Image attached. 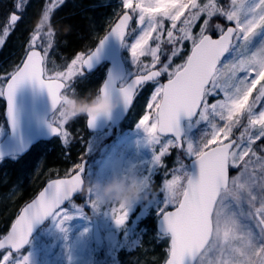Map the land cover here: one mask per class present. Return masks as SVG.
Here are the masks:
<instances>
[{
    "label": "snow or ice",
    "instance_id": "6c2138e0",
    "mask_svg": "<svg viewBox=\"0 0 264 264\" xmlns=\"http://www.w3.org/2000/svg\"><path fill=\"white\" fill-rule=\"evenodd\" d=\"M62 3H46L42 9L45 19L50 20L53 9ZM25 4L26 0H18L17 10L23 11ZM122 7L125 11L95 49L86 56L78 54L66 70L50 71L47 67L54 29L30 33L26 58L0 83V98L6 101L7 134L17 145L11 158L16 159L25 148L14 103L17 89L28 83L46 91L50 116L44 121L45 127L67 147L68 123L57 116L60 98L76 95L73 78L91 69L109 37L127 47L126 29L136 16L140 31L130 45V55L137 72H131L118 86L117 78L109 73L99 90L121 94L123 108L129 111L139 88L147 82L154 85L147 102L149 111L136 125L152 152L140 178L145 186L153 184V174L164 166L162 158L170 155L171 148L182 149L191 161L186 165L177 155L170 178L163 179L156 199L150 202L157 206V242L168 240L164 264H264V0H230L226 6L218 0H122ZM201 17L199 30L194 32ZM214 17L233 26L213 23ZM20 19V15L11 14L0 45ZM212 30L218 38H213ZM150 41H155V46H150ZM164 43L169 50L162 48ZM185 43L189 46L187 54L174 64ZM163 54L167 59L162 61ZM144 56L151 57L150 64H141ZM161 77L166 80L161 81ZM209 97L218 98L210 103ZM181 116L189 130L205 124L210 131L190 139L182 132ZM86 125L91 129L95 121L88 119ZM236 128L241 129L238 136L233 135ZM4 134L0 128V136ZM8 154L0 151V162ZM84 167L83 162L77 163L63 178L49 181L22 208L11 230L0 237V253L8 250L0 255V264H29V256L22 250L33 225L46 218L51 217L57 229L66 233L63 225L72 217L64 213L65 202L83 214L71 198L85 180ZM230 169L238 171L230 175ZM124 178L137 179L134 175ZM65 186L71 188L67 194ZM85 201L93 214L104 208L117 227L126 224L130 208L98 206L91 196ZM244 220H253L255 228ZM14 253L18 255L14 257Z\"/></svg>",
    "mask_w": 264,
    "mask_h": 264
},
{
    "label": "rangeland",
    "instance_id": "374dc122",
    "mask_svg": "<svg viewBox=\"0 0 264 264\" xmlns=\"http://www.w3.org/2000/svg\"><path fill=\"white\" fill-rule=\"evenodd\" d=\"M35 1H38L39 9L41 10L44 7V4L47 3V0ZM49 1L51 3V0ZM65 1L74 4L75 0H63V2ZM94 1L100 3L102 6H108L109 12L108 16L104 17V25L99 32L95 30V33L91 34L89 42L85 46L70 53L68 58H66L67 55L59 47L57 27L50 20L55 31L54 47L50 50L47 62V67L50 71H55L57 69L66 70L67 65L70 64L78 54L86 55L99 38L110 28L115 19L125 11L122 7V0ZM218 3L222 6H226L230 3V0H218ZM60 5L61 4L56 8ZM11 14L12 13L6 15L4 18L7 20V25L9 24ZM22 18L23 16H21V19L15 26L22 23ZM2 21L3 20L0 21V24ZM202 21L203 17L197 22L193 29L194 32L199 30V25ZM216 22H219L224 26L231 24V22H227L221 17H214L213 23ZM167 26L168 22L165 21V27ZM10 29H12V27ZM139 31L140 28L136 24V16H133L126 37L127 47L122 48V58L127 67V78L130 76L131 72L134 73V71L138 70V66L131 63L130 45L139 35ZM41 40H43V37H41ZM149 43L150 46H155V41H150ZM188 47V44L185 43L184 51L180 56L174 58V64L180 63L183 60L184 56L187 54ZM162 48L169 50L170 46L167 43H164ZM161 58L162 61L166 60L167 54H163ZM140 61L141 64H150L151 57H141ZM101 67V69L91 75L85 76V73H83L82 76L78 75L74 77L72 87L74 88L75 81L79 86H82L85 83L90 82L91 79L88 77L94 76L95 78L96 76L95 79L93 78L92 84L94 86L92 93L94 94L96 87L101 83L105 75L106 66L103 65ZM5 70L7 69L4 68L1 71ZM1 74H4L2 77L5 78V75L8 73L1 72ZM153 89L154 85L149 82L139 90L128 117L116 129L108 128L102 133H90L87 135L85 138L84 155L81 158L87 159L84 174L85 180H108L113 176L125 177L128 175H134L137 179H140L145 174L151 161L152 152L150 148L143 143L144 134L136 127V125L142 115L149 111L147 109V102L150 99ZM76 95H79L78 92H76ZM217 98L218 97H209V102H214ZM219 125L222 126L223 122L220 121ZM0 128H3L6 134V129L3 127V123H0ZM67 130L69 132L71 130L76 132L79 129L67 128ZM204 130L210 131L205 124H201L191 130L185 125V135L193 140ZM240 130V128L234 129L233 135L238 136ZM3 136H0V140ZM59 141L60 145H63L61 139H59ZM156 150L158 153L159 146H157ZM177 155H179L180 159L184 161L186 165L189 163L190 160L186 157L182 149L171 148L170 155H166L162 158V164L164 166L159 167L153 174L152 179L154 182L152 187L154 190L159 191L163 179L170 178L169 170L174 167V161L176 160ZM3 162L4 160L0 162V173L3 168L11 169L13 163H15L8 161L3 164ZM39 166L40 165L38 164L37 167ZM73 167L69 170L73 169ZM21 168L22 166L18 169L20 170ZM69 170H67V172ZM237 171V169H230V175L236 174ZM38 172L41 175L40 179L50 177L52 174L53 177L59 176L57 175L58 171L51 170V168L45 170L39 169ZM65 174L63 176H65ZM1 181L4 180L0 177V182ZM15 192L16 190L14 188L10 189L6 196L12 198V196L15 195ZM72 203L75 204L83 214H78L77 209L73 208L72 204L62 207L65 215L72 217L63 225L66 229V233L59 231L56 223L51 219L32 239L28 247L22 250L23 254L29 256V264H162V261L167 255L165 249L168 246V240L165 238L157 242L155 223L158 217L156 215V204H145L143 202L133 204L130 207L126 224L120 228L114 224L110 215L107 214L104 208L98 213L93 214L88 203L85 201L84 195L81 194L76 200L72 201ZM12 205L13 209L18 206L16 203H13ZM12 220L13 219H10L9 223ZM93 220L96 221L100 231V244H96L93 239ZM243 223H247L249 226L255 228L253 220H244ZM6 253L7 251H3L0 255ZM16 255L18 254H13L14 257Z\"/></svg>",
    "mask_w": 264,
    "mask_h": 264
},
{
    "label": "trees",
    "instance_id": "16d2710c",
    "mask_svg": "<svg viewBox=\"0 0 264 264\" xmlns=\"http://www.w3.org/2000/svg\"><path fill=\"white\" fill-rule=\"evenodd\" d=\"M17 2L18 0H0V21L3 20L0 24V36H3V31L8 26L7 20L4 19L6 15L16 12L23 16L22 23L9 29V35L4 38V44L0 45V71L5 68L7 70L1 72L8 73L4 80H0V83H4L9 74L21 64L29 47L30 33L33 32L35 22L42 13L38 1L26 0L23 11L17 10ZM47 3L50 1L47 0ZM108 12V6H102L94 0H75L74 4L65 1L53 10L50 20L57 27L58 44L67 55L66 58L73 51L85 46L95 30L99 32L102 29L104 17L108 16ZM210 34L217 35L216 31H211ZM1 72L0 77L4 75ZM88 78L91 79L90 82L80 85L81 87L75 81L74 89L80 96L92 93L94 90L92 85L94 76ZM0 123H3L2 110H0ZM69 133L67 147L64 144L60 145L57 138L37 144L21 158L4 160L3 164L8 161L15 163L11 169L3 168L0 173V177L4 180L0 182V237L6 232L11 223H9L10 219L15 217L20 207L36 194L46 180L53 178L52 174L50 177L40 179L39 169L51 168L58 171L57 175L63 176L84 155L85 138L88 133L82 129L76 132L71 130ZM38 164L39 167H37ZM20 166L22 168L19 170ZM13 188L16 190L15 195L12 198L7 197L9 190ZM12 202L18 205L17 208L13 209Z\"/></svg>",
    "mask_w": 264,
    "mask_h": 264
},
{
    "label": "water",
    "instance_id": "95a60500",
    "mask_svg": "<svg viewBox=\"0 0 264 264\" xmlns=\"http://www.w3.org/2000/svg\"><path fill=\"white\" fill-rule=\"evenodd\" d=\"M117 20H118V18L116 19V21L113 23L112 26L115 25ZM130 23H131V20L129 22V26H130ZM228 26H232V25H228ZM111 27H110V29H111ZM110 29L105 33V35H107L109 33ZM128 30H129V27L126 29V36L128 34ZM213 38H218V36L213 37ZM98 43H99V41H98ZM98 43L95 45V47L98 45ZM95 47L92 49V51L95 49ZM121 52H122V47H121L120 42L115 40L112 37H109L105 41L104 47L99 54V58L93 62L91 69H84V72L87 74H90V73L94 72L102 63L106 62V63H108L109 66H108V69H107V72H106V75H105V78H104V81L102 84H104L106 82V80L108 79L109 73H111L114 78H117V86H118L120 82L124 81V79L126 78V74H127L125 64L122 60ZM25 58H26V55H25L24 59ZM132 78L134 79L135 77L133 76ZM4 102H5L4 118H5L6 124H7L6 101L4 100ZM14 103H15L17 112L19 114L20 129H21V134H22L24 144H25L24 150L20 153H17L16 156L22 157V156L26 155L31 150V148L36 143H38L39 141H47V140H50L51 138L54 137V136L49 134V132H48V130L44 124V121H46L50 116V102H49L46 91L41 90V89H37L35 87V85H30L28 83H25L24 85L20 86L17 89L15 96H14ZM130 107H131V105H130ZM128 112L129 111H125L123 107L117 108L114 112H112L109 115V117L98 118L97 121L95 122V126L91 129L88 128V130L91 132H101V131L105 130V128L108 126V124H111L112 127L114 128L124 120V118L127 116ZM179 122H180L182 132L185 135V124L187 123V121L185 120V118L183 116H181ZM7 128H8V125H7ZM16 146H17L16 142L13 139H11L8 134H6L2 138V140L0 141V151L9 153L8 155L5 156V158L11 157L12 149L15 148ZM81 162H83L85 165V167H84V173H85L87 161L83 160ZM190 162L191 161H189L188 164H190ZM193 174H195L194 169H193ZM57 178H63V177H57ZM57 178H53V179L46 181L42 185V187L39 189V191L36 193V195L27 203H30L39 194V192L42 191L47 186V183L49 181L57 179ZM79 195H80V193L74 195L71 198V200H73L75 197H77ZM67 203L68 202H65L62 205V207L65 206ZM26 204L24 206H26ZM22 208L20 209V211L18 212V214L14 218L13 222L18 217ZM50 218L51 217L46 218L42 222L33 225L32 232L29 236L28 244L30 243L31 239L35 236V234L39 231V229L42 228L44 226V224ZM158 220H159V218L156 221V231H158ZM12 223H11V225H12ZM11 225L9 226L7 232L3 236H5L11 230ZM93 238L97 244L100 243V231L98 229V225H97L96 221H93ZM28 244L25 245L24 248H26L28 246ZM5 250H7V249H5Z\"/></svg>",
    "mask_w": 264,
    "mask_h": 264
},
{
    "label": "clouds",
    "instance_id": "9594fccd",
    "mask_svg": "<svg viewBox=\"0 0 264 264\" xmlns=\"http://www.w3.org/2000/svg\"><path fill=\"white\" fill-rule=\"evenodd\" d=\"M53 26L49 19H45L43 13L37 18L34 29L48 31ZM124 100L121 94H110L99 89L84 96L68 94L62 96L57 105V116L65 123H69L78 117H85L95 122L98 118H107L117 108L123 107ZM71 188L65 186L67 194ZM85 197L91 196L93 203L98 206L114 204L123 208H130L136 203H150L156 199L158 191L152 185L145 186L140 179H125L113 176L108 180L92 179L84 180L77 189Z\"/></svg>",
    "mask_w": 264,
    "mask_h": 264
},
{
    "label": "flooded vegetation",
    "instance_id": "af4514ba",
    "mask_svg": "<svg viewBox=\"0 0 264 264\" xmlns=\"http://www.w3.org/2000/svg\"><path fill=\"white\" fill-rule=\"evenodd\" d=\"M104 65L107 67L106 64H104ZM101 83H102V81H101ZM101 83L96 87V91L101 86ZM1 110L4 111V102H3V99L2 98H1ZM66 128H68V129H82L83 131H86L87 132L88 131L87 130L88 128L86 126V118L85 117H78V118L72 120L71 122H69L67 124Z\"/></svg>",
    "mask_w": 264,
    "mask_h": 264
}]
</instances>
